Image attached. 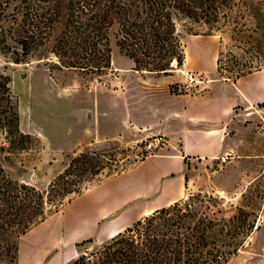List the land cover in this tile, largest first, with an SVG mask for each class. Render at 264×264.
Listing matches in <instances>:
<instances>
[{"label": "rangeland", "instance_id": "1", "mask_svg": "<svg viewBox=\"0 0 264 264\" xmlns=\"http://www.w3.org/2000/svg\"><path fill=\"white\" fill-rule=\"evenodd\" d=\"M224 13L220 12L216 23L186 19L177 24L186 57L204 72L187 71L184 62L181 66L173 63V69L166 73L143 71L167 75L163 80H176L169 87L172 93L193 95L202 93L209 82L216 89L217 80H236L233 69L238 65L264 69V0H226ZM108 36L109 67L66 66L62 61L71 58L60 60L51 51L52 41L34 48L20 63H6L19 127L26 136L16 148L0 153V164L8 179L32 186L42 194L43 213L38 220L61 212L65 206L67 213L72 199L88 188L133 168L146 156L164 151L166 142L161 145L155 141L162 134L145 136L127 128L110 132V114L103 115L100 139L92 144H80L83 133L79 122L69 133L72 121L90 119L91 113L86 114L82 108L89 107L94 98L79 96L75 89H88L89 94L97 90L103 112L110 101L102 90L120 88L112 56L129 60L116 44V25ZM219 51L221 73L216 64ZM248 107L234 108L225 153L213 159L187 160L185 192L175 201L179 203L177 210L166 216L178 215L187 223H200L201 228L208 229V240L222 245V249L243 242L226 264H264V105ZM125 110L119 107L115 113L121 128ZM75 157L80 160L69 169ZM76 166L84 169L82 175H77ZM79 183V192L62 197L67 187ZM221 190L224 192L219 194ZM112 237L79 241L78 253L64 264H72L80 253L90 252Z\"/></svg>", "mask_w": 264, "mask_h": 264}, {"label": "trees", "instance_id": "2", "mask_svg": "<svg viewBox=\"0 0 264 264\" xmlns=\"http://www.w3.org/2000/svg\"><path fill=\"white\" fill-rule=\"evenodd\" d=\"M225 5L226 0H0V153L16 148L26 136L19 127L6 63H20L34 48L52 41L51 51L60 60L71 58L62 61L66 66L109 67L108 34L116 25V44L135 69L166 73L174 61L181 66L185 59L177 24L186 19L216 23L220 12L225 15ZM221 56L219 51L218 73ZM233 70L237 79L258 69L238 65ZM79 160L75 157L69 169ZM75 171L84 173L78 166ZM81 187H67L62 197ZM41 195L32 186L8 179L0 164V264H18L19 236L46 217L38 220L43 213ZM178 206L173 202L152 211L96 252L83 251L72 264H226L243 242L222 249L208 240V229L200 223L166 217Z\"/></svg>", "mask_w": 264, "mask_h": 264}, {"label": "crops", "instance_id": "3", "mask_svg": "<svg viewBox=\"0 0 264 264\" xmlns=\"http://www.w3.org/2000/svg\"><path fill=\"white\" fill-rule=\"evenodd\" d=\"M126 57L129 61L124 62L112 56L120 88L100 91L109 97L106 111L101 112L97 90L89 94L88 89L71 86L79 96L94 98L82 108L91 113L90 119L72 121L69 133L79 122L80 144H92L100 139L103 115L110 114V132L127 128L145 136L162 134L164 151L88 188L69 202L67 213L65 206L29 228L18 238V264H64L78 253L79 241L108 239L140 217L175 202L185 192L187 160L213 159L227 151L225 140L234 108L264 105L262 68L231 82L217 80L216 89L209 82L202 93L192 95L172 93L169 87L176 80L137 70ZM183 66L204 72L186 54ZM119 107L126 109L122 128L115 116Z\"/></svg>", "mask_w": 264, "mask_h": 264}, {"label": "built area", "instance_id": "4", "mask_svg": "<svg viewBox=\"0 0 264 264\" xmlns=\"http://www.w3.org/2000/svg\"><path fill=\"white\" fill-rule=\"evenodd\" d=\"M155 141H156L157 144H160L161 143V145H163L164 142H166L165 137H163L162 135L155 137ZM151 145H152V143H150L148 145V147L151 148ZM223 192H224V190H221L218 193L219 194H222Z\"/></svg>", "mask_w": 264, "mask_h": 264}, {"label": "bare ground", "instance_id": "5", "mask_svg": "<svg viewBox=\"0 0 264 264\" xmlns=\"http://www.w3.org/2000/svg\"><path fill=\"white\" fill-rule=\"evenodd\" d=\"M174 63H175V61H174Z\"/></svg>", "mask_w": 264, "mask_h": 264}]
</instances>
